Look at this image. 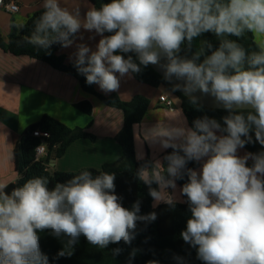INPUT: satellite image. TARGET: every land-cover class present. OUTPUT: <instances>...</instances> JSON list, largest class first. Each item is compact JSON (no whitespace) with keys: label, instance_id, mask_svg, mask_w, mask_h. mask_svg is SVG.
<instances>
[{"label":"clouds","instance_id":"1","mask_svg":"<svg viewBox=\"0 0 264 264\" xmlns=\"http://www.w3.org/2000/svg\"><path fill=\"white\" fill-rule=\"evenodd\" d=\"M42 8L22 43L69 48L81 29L94 32L100 37L95 49L77 43L73 53L88 85L117 92L122 78L152 65L192 104L200 92L223 106L222 123L205 115L188 126L181 115L146 128L151 146L171 151L141 164L136 179L155 204L172 208L177 181L187 178L179 192L190 216L180 237L203 264H264V151L239 154L252 133L264 146V0H107L83 17L61 0H42ZM205 33L218 46L200 39ZM249 34L254 50L242 43ZM115 181V172L85 169L54 184L49 175L11 191L0 184V264H49L39 244L45 230L61 240L60 257L71 256L80 237L102 249L130 245L138 222L155 221L157 214H141L139 200L124 207Z\"/></svg>","mask_w":264,"mask_h":264},{"label":"trees","instance_id":"2","mask_svg":"<svg viewBox=\"0 0 264 264\" xmlns=\"http://www.w3.org/2000/svg\"><path fill=\"white\" fill-rule=\"evenodd\" d=\"M89 1L96 7H99L101 2H107V0ZM42 12L43 9L31 15L23 24L22 29L12 20L8 41H5L0 35V49L14 56H27L46 63L53 69L72 76L78 81L82 91L98 98L107 107L122 112L123 125L115 137L116 142L122 149L121 157L115 162L104 164L100 170L86 169L92 171L93 174L98 171L115 172L116 193L122 198L123 206L131 208L132 204L139 200L141 214L150 212L157 214L155 221L138 222L136 237L130 245L121 241L119 244H110L107 248L102 249L90 245L84 237H80L71 256H58V252L63 247L61 240L50 235L47 230L40 232L38 233L40 249L47 255L49 264H149L150 261H157L158 264H203L202 261L197 259L196 249L186 244L180 237V232L185 228L186 221L190 216L187 204L177 202L175 207L172 208L164 203L154 206L148 187L136 179V169L145 161H151L149 158L143 160L136 158L134 139V128L144 119L150 107V100L143 96H135L131 101L125 102L115 94L111 96L100 95L95 90V84L88 85L86 83L85 77L77 71L74 63H67L64 55H58V52L63 49L60 44H53L48 50H38L31 45L22 43V37L30 35L34 20ZM200 39L210 41L214 47L218 46L216 37L211 33H205ZM242 43L250 50L255 49L256 42L250 34ZM133 77L141 84L154 88L164 86L177 95L182 102V110L189 126L192 125L195 119L205 115L214 117L222 123L221 118L228 114L225 110L209 109L199 104H192L188 98L178 91H172V86L150 66L144 68L141 73L134 74ZM75 107L87 116L93 114V106L88 101L80 102ZM89 127H91V123L87 128H70L49 115H44L39 121L26 127L13 150V161L18 179L15 183L8 185L7 190L11 191L13 187L23 184L27 179L34 176L49 175L54 184L57 181L64 182L73 175L85 170L60 172L52 169V175L49 172L51 169L50 161L62 158L76 141L81 139L96 141V137L88 132ZM35 131L49 134V138L44 140L47 154L40 160H36V149L42 144L43 140L33 136ZM252 136L253 142L247 144L243 149L252 153L264 151V146L255 142L254 133H252ZM170 151L171 149L165 151L160 160H163V157ZM249 164H251V161ZM189 167L199 166L190 163ZM186 179L185 177L184 180L177 181L179 188L186 182ZM152 186L156 187L155 184ZM185 199L183 197V200ZM116 248L121 249L118 255H114L112 252ZM133 250H135L134 255ZM177 256L182 258L181 262L174 259Z\"/></svg>","mask_w":264,"mask_h":264},{"label":"crops","instance_id":"3","mask_svg":"<svg viewBox=\"0 0 264 264\" xmlns=\"http://www.w3.org/2000/svg\"><path fill=\"white\" fill-rule=\"evenodd\" d=\"M19 7L16 14L0 9V35L8 41L12 20L23 25L34 13L42 10V0H11ZM62 6L79 8L81 16L93 5L89 0H61ZM83 37V39H80ZM92 37V38H90ZM100 37L94 32L81 29L76 34L75 43L63 48L58 55H64L67 63H74L73 53L77 43H85L95 49ZM100 95H118L122 101H131L135 96H143L150 100V107L142 122L134 128L136 158L160 160L161 151L158 146H151L146 139V128L157 123L175 120L181 115L186 119L180 98L164 86L157 88L141 84L132 76L121 79L117 92L105 93L95 84ZM161 95L172 101L171 107L161 104ZM88 101L93 106L92 116L81 113L75 105ZM49 115L70 128H87L96 137V141L81 139L73 143L66 154L55 159L50 167L60 172H77L86 168L100 170L106 163L117 161L122 149L115 137L123 125V114L104 105L98 98L82 91L78 81L70 75L61 73L46 63L27 56H14L0 49V184L10 185L18 179L13 161V150L20 135L29 125ZM187 122V119H186ZM187 125L189 126L188 122ZM247 151L241 149L239 154ZM142 157V158H138ZM250 162V161H249ZM179 186L175 190L177 202L181 203ZM173 192L172 189L169 190ZM160 202L155 206L161 204ZM155 204V202H154Z\"/></svg>","mask_w":264,"mask_h":264},{"label":"built area","instance_id":"4","mask_svg":"<svg viewBox=\"0 0 264 264\" xmlns=\"http://www.w3.org/2000/svg\"><path fill=\"white\" fill-rule=\"evenodd\" d=\"M0 9H4L10 14H16L19 11V7L16 3H14L13 1H5V0H0ZM159 101L161 104L165 105L166 107L172 106V101L165 95H161ZM33 136L43 140L42 144L38 146L36 149V160L43 159L47 154L44 140L49 138V134L41 133L40 131H35Z\"/></svg>","mask_w":264,"mask_h":264},{"label":"water","instance_id":"5","mask_svg":"<svg viewBox=\"0 0 264 264\" xmlns=\"http://www.w3.org/2000/svg\"><path fill=\"white\" fill-rule=\"evenodd\" d=\"M162 63L165 62V61H161ZM157 74H159L161 77H163V74L162 72L158 69V67L156 66H152V65H149ZM170 84V83H169ZM171 85V84H170ZM172 86V85H171ZM181 95H183L184 97L188 98L190 100V97L188 95H186L183 91L181 90H177ZM195 96L198 97V100H197V104L203 106V107H206V108H209V109H216V110H225L223 108L222 105L218 104L215 99L210 96V95H205L203 93H200V92H196L194 94ZM55 159H52L51 160V164L54 166V163H55ZM50 174L52 175L53 174V171H52V167L51 169L49 170Z\"/></svg>","mask_w":264,"mask_h":264},{"label":"rangeland","instance_id":"6","mask_svg":"<svg viewBox=\"0 0 264 264\" xmlns=\"http://www.w3.org/2000/svg\"><path fill=\"white\" fill-rule=\"evenodd\" d=\"M170 189H168V191H169ZM170 192V191H169ZM156 205V204H155Z\"/></svg>","mask_w":264,"mask_h":264}]
</instances>
